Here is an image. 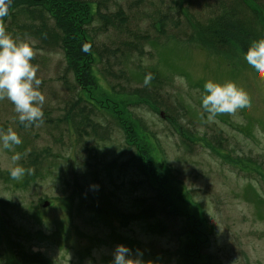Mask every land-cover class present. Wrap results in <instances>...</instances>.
I'll list each match as a JSON object with an SVG mask.
<instances>
[{
    "label": "rangeland",
    "instance_id": "374dc122",
    "mask_svg": "<svg viewBox=\"0 0 264 264\" xmlns=\"http://www.w3.org/2000/svg\"><path fill=\"white\" fill-rule=\"evenodd\" d=\"M227 1L233 0H108L116 12L110 22L121 20L128 33L159 44L140 43L124 57L113 24L105 31L93 16L87 31L109 50L94 68L96 86L82 91L89 104L74 106L59 51L34 52L44 123L25 128L14 105L0 101V129L11 127L22 139L11 151L0 142V264H113L118 245L133 256L139 250L145 264H264V79L240 50L228 60L188 41L191 30L176 6L203 23L217 2ZM247 2L261 8L264 33V0ZM157 12L167 15L162 34ZM209 80L234 82L251 107L207 122L202 96ZM82 119L85 142L73 129ZM139 139L164 167L161 182H151L156 191L133 161ZM25 151L19 163L33 172L12 180L11 156ZM155 192L170 200L174 216L139 219L133 200L150 201Z\"/></svg>",
    "mask_w": 264,
    "mask_h": 264
},
{
    "label": "trees",
    "instance_id": "16d2710c",
    "mask_svg": "<svg viewBox=\"0 0 264 264\" xmlns=\"http://www.w3.org/2000/svg\"><path fill=\"white\" fill-rule=\"evenodd\" d=\"M107 1L101 0L96 4H91L87 1L84 2V0H12L9 15L4 18L7 31L13 34L14 37L28 38L34 52L44 51L52 53V50H57L61 53L65 71L71 75L73 82L75 96L71 99L74 101V106L84 102L89 104L87 100L83 99L82 91L91 90L96 86L94 68H96L97 64L102 63V59L108 58L107 52L109 49H105V46H96L94 38L87 31L93 16L97 15L104 22L105 31L108 30L106 28L107 25L111 26L113 24L117 30L112 32L116 33L117 39L114 40L117 46L122 49L121 52L124 57L131 56L138 49L140 43L159 44L158 41H155L156 39H147L143 34L137 33L134 36L128 33L127 28L123 27L121 20H118L120 24L110 22L112 20L109 15L112 17L114 14L109 13L116 12L108 10V4L111 1ZM136 4L134 1V5L126 6L133 8ZM176 6L177 10L184 14L185 24L191 30L187 40L198 42L214 56H226L230 60L236 55V50L246 54L245 52H247L253 41L264 39V33L260 32V30H263V23L258 14L261 8L254 3L253 7H251L247 0L217 2L211 11L214 16L203 23L196 21V17L190 11L182 12L181 3ZM119 11L118 15L122 17L124 13L121 12V9ZM157 11L160 12L161 10L158 8ZM247 11L249 12L246 13ZM159 12L156 15L162 17L154 25L156 30L162 34L164 30L160 28L163 26L162 21L166 20L167 15ZM130 14L132 15V11ZM248 18L253 19V22H250ZM32 63L36 64L35 57ZM137 95L142 98L140 94ZM66 98L64 97L62 100L67 103L71 102L68 100L70 99L69 97ZM90 106L92 105L90 104ZM96 111L98 112V110ZM85 112L86 108L81 110L80 115L83 116ZM91 112H94V110L90 108L89 113ZM108 117L111 118V115H108ZM112 120L114 119L112 118ZM73 122L76 137L79 141L82 139L85 142L84 133L82 134V129L85 128L84 119ZM127 137L129 136L127 135ZM140 142H143V140H138V148L134 152L133 161L137 165L136 169L138 172L150 184V189L152 188L156 191L157 189L154 185H151V182L154 180L155 184L161 182L160 179H163L164 167L152 159L148 142L139 144ZM114 161H116L115 158ZM31 165L37 166L38 169L42 167V164L37 162ZM161 195V193L155 192L150 201L144 198L133 200V204H137L138 207L137 215L138 218L140 217L139 219H145L147 220L146 222H150L157 218L169 219L174 216L170 209V200L167 201ZM191 244L185 245L186 251L189 250L188 245Z\"/></svg>",
    "mask_w": 264,
    "mask_h": 264
},
{
    "label": "clouds",
    "instance_id": "9594fccd",
    "mask_svg": "<svg viewBox=\"0 0 264 264\" xmlns=\"http://www.w3.org/2000/svg\"><path fill=\"white\" fill-rule=\"evenodd\" d=\"M11 4L12 0H0V101L7 99L14 105L19 123L25 128L40 127L44 123L42 109L45 104L42 80L38 78V66L32 63L34 50L28 38L14 37L7 31L4 18L9 15ZM244 60L255 75L264 79V39L251 43ZM152 78L151 74L145 77L146 86ZM250 107L248 93L234 82L222 85L209 80L204 84L202 109L207 114V122H215L217 116L223 114L235 118L238 110ZM0 142L4 149L11 151L22 144V139L9 127L6 131L0 129ZM26 155L27 151L14 152L11 156L9 175L12 180L19 181L26 174H32L33 169L19 163ZM113 257V264H145L139 250L133 256L131 249L124 245L115 248Z\"/></svg>",
    "mask_w": 264,
    "mask_h": 264
}]
</instances>
